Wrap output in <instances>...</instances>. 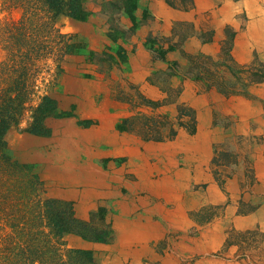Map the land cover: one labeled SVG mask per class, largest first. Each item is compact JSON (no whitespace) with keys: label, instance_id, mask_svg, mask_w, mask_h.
Returning <instances> with one entry per match:
<instances>
[{"label":"rangeland","instance_id":"374dc122","mask_svg":"<svg viewBox=\"0 0 264 264\" xmlns=\"http://www.w3.org/2000/svg\"><path fill=\"white\" fill-rule=\"evenodd\" d=\"M168 1L185 9L195 6L194 0ZM250 3L248 8L238 11L239 27L247 25L248 20L253 23L264 13V0H250ZM88 6L91 14L85 19L62 17L63 29L71 33L75 50L65 56L60 67L48 60L49 72L43 73L47 80L55 81L49 92L65 114L46 120L51 127L47 135L23 129L28 114L19 127L8 132L11 153L34 165L45 180L50 196L70 201L75 215L84 220L90 219L92 211L103 208L102 216L112 224L113 236L109 241H95L70 233L65 236L67 245L92 250L101 264H264V167L261 169L253 150L264 143V122L245 119L242 123L237 114L221 109L223 102L209 94L214 90L225 96L252 95L251 87L259 83L253 78L263 72L264 61L259 59L254 66L235 63L230 52L234 30L227 25L217 53L191 54L180 50L178 58L165 63L168 67L150 74L149 81L159 82L157 85L165 94L162 99H150L136 84L129 82L128 62L137 45L133 37L135 27L149 18V12L144 10L137 21L124 11L110 16L92 2H88ZM19 14L18 9L0 11V16L12 18ZM130 21L131 25H127ZM190 31L189 24L181 23L175 27L171 38L149 34L143 47L151 54L153 62L163 61L158 51L165 53L171 45L177 46ZM211 35L212 30L203 37L209 39ZM180 59L186 61L184 66ZM254 59H257L256 52ZM173 74L182 79L188 77L198 84L196 107L216 106L211 126H219L223 136L213 143L211 172L225 199L191 206L185 212L187 222H165L163 212L147 211L153 201L164 202L162 192L178 179L177 171L186 166L185 148L166 142L178 141L179 130L189 135L197 131L195 107L178 99L179 85L168 83L167 79ZM107 95L122 102L117 104L118 109L125 111L116 120L115 129H110L114 115L107 111L110 108L106 110L111 100ZM166 105V110L162 109ZM262 117L264 119V112ZM114 130L121 142L117 148L105 142H94L95 135L108 140L114 136ZM114 148L118 154L107 155L108 150ZM99 150L103 151L102 158L99 154L90 156V152ZM134 155L143 161L142 166L154 173L150 175L153 184L149 187L155 194L146 190L135 192L132 188ZM161 170H168V174ZM112 174L120 176L112 183L119 184L118 192L123 193H113L115 196L111 199L117 205L116 200L129 201L132 196L136 197L139 207L135 212L125 213L121 206L112 207L105 202L106 197L99 195L104 188L102 181L105 177V181L109 180ZM230 180L238 182L239 191L234 196H231ZM198 188L206 191L207 182H200ZM144 193L154 199L141 203L138 200L145 198ZM176 205L175 201L165 203L162 210L171 219H180L182 214ZM124 218L140 222H122L126 221ZM252 229L258 230L240 235ZM232 239L239 244L230 243Z\"/></svg>","mask_w":264,"mask_h":264},{"label":"trees","instance_id":"16d2710c","mask_svg":"<svg viewBox=\"0 0 264 264\" xmlns=\"http://www.w3.org/2000/svg\"><path fill=\"white\" fill-rule=\"evenodd\" d=\"M88 2L102 13L113 16L124 11L132 19L138 6V0H0L1 12L20 11L17 18L0 16V264H101L92 250L68 246L65 236L112 239V224L102 216L103 208L92 211L89 220L77 217L70 201L48 194L33 164L13 156L8 141V132L19 127L27 114L23 129L42 135L51 131L48 118L65 114L49 92L55 81L43 73L49 72L48 60L60 67L75 50L61 19L87 18ZM158 53L165 57L164 51ZM263 79L264 70L253 81Z\"/></svg>","mask_w":264,"mask_h":264},{"label":"crops","instance_id":"0c3cea01","mask_svg":"<svg viewBox=\"0 0 264 264\" xmlns=\"http://www.w3.org/2000/svg\"><path fill=\"white\" fill-rule=\"evenodd\" d=\"M194 1L195 6L188 9L175 3L171 4L168 0H139L138 2L137 9L134 12L135 19L139 21L143 16L144 10L149 12L150 16L145 20H141L137 27H135L133 37L137 45L131 57L128 59L131 68L129 72V82L131 84H136L147 98L157 100L159 98L162 99L165 95L157 85L159 82L156 84L155 82L151 83L149 81L148 77L151 76L150 74L168 67L165 63H167L168 60H172V58H178L177 56L180 50L191 54L199 51L217 53L225 37L224 28L227 25L234 30L230 52L235 63L247 65L250 63L253 64L254 61H264V13L260 14L253 23L248 20L247 25L239 27L241 19L237 16L238 11L243 9V7L248 8L251 5L250 0ZM131 23L130 21L127 25H131ZM181 23L191 26V31L187 37L177 46L171 45L169 50L165 52L163 61L158 59V61L153 62L151 54L143 47L145 40L147 41L146 36L150 34L157 38H171L173 36V30ZM210 30H212L211 37L209 39L203 37L204 33ZM201 33H203V35ZM254 52H256L257 59L253 60ZM182 60L183 59H180V63L184 66L186 61ZM167 80L168 83L181 87V92L178 96L179 100L183 101L185 105L187 103L195 107V111H197V131L194 135H189L184 130H179V136L181 137L177 139L178 141L166 142L167 144H179L181 148H185L186 156H188V158L185 159L186 166L177 171L180 173L178 179L171 183V185L168 184L167 188L162 192V195L165 197L164 202L153 201L152 207L148 208L147 211L152 212L151 210L153 209V213L157 212L162 214L163 212L165 222H187V215L185 212L188 208H192L191 206L198 205L199 202L203 203L202 201L210 200L212 202H222L225 199L224 194L218 191L211 172V159L213 156L212 146L214 142L218 141V139H222L223 136L219 132L221 131L219 126H211L213 120L212 111L216 110V106L210 107L209 105H203L196 107L194 105L198 84L188 77H183L182 79L181 76L176 74L171 75ZM249 93L252 95L239 94L225 96L216 93L214 90L209 92L211 96H216V100L223 102L220 106L221 109L234 112L239 116V120H242V123H244L243 121L245 119L264 122L262 117L264 112V79L251 87ZM107 97L111 100L108 103L110 107H107L106 110L110 108L107 111L114 115V117H112L110 129H115V122L122 112L121 109H118L117 104L123 103L118 100L114 101L112 96L107 95ZM167 106L168 105L162 106V109L166 110ZM124 112L125 111L122 113ZM239 129H245L247 132L249 131L248 128L244 127H239ZM117 134L118 132L114 130V136L109 137L110 140L109 138L108 140L104 138L101 139V136L97 135L94 136L93 140L94 142H105V144L110 145V147L117 148L119 146L118 144H121L117 139ZM116 148L108 150L107 155L118 154L117 152L119 151ZM253 150L255 154L254 157L256 161H259L262 169V166L264 167V143L254 147ZM97 154H99L101 158L103 157L102 155H104L102 150L94 153L90 152V156H97ZM194 156L195 159H192ZM131 163L133 165V177H135V180H130V183H132L134 191L140 193L146 190L149 194H155L149 187V184H153L150 175H154V173L151 172L150 168L141 165L143 161L140 160L137 155L133 156ZM169 167L170 165H168V168ZM168 170L161 171L166 172L167 175ZM119 177L120 176L112 174L109 176L110 179L106 181L105 177L101 183V187L104 188L100 191L99 195L106 197L107 201L105 202L111 204L112 207L121 206L125 213L135 212L137 207H139L136 197L132 196V200L129 201L126 199L124 200V198L121 199V202L116 200L118 203L117 205L115 204V200L111 199L115 196L113 193H116V195H122L123 193L122 190L118 192V190H120V188L118 189L119 184L116 185L112 183L113 180L119 179ZM232 180H230V185L233 189V191H231V196H234L239 191V187L237 188L238 182L236 184ZM203 181L207 182L206 191H202L201 188H198V184ZM45 186H47L46 182ZM144 194L145 198H143V200H138L141 203H149V200L154 199L149 198L150 196H146L147 193ZM172 201L176 202L177 205L175 207L181 212L182 218L171 219L168 213L162 210L165 203H172ZM144 207H146V205H144ZM124 220L126 221L122 222H140L139 220L129 221L127 218H124Z\"/></svg>","mask_w":264,"mask_h":264}]
</instances>
